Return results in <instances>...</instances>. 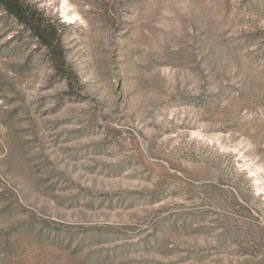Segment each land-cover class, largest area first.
I'll return each mask as SVG.
<instances>
[{
	"label": "rangeland",
	"instance_id": "obj_1",
	"mask_svg": "<svg viewBox=\"0 0 264 264\" xmlns=\"http://www.w3.org/2000/svg\"><path fill=\"white\" fill-rule=\"evenodd\" d=\"M32 1L65 69L0 7V264H264V0Z\"/></svg>",
	"mask_w": 264,
	"mask_h": 264
},
{
	"label": "trees",
	"instance_id": "obj_2",
	"mask_svg": "<svg viewBox=\"0 0 264 264\" xmlns=\"http://www.w3.org/2000/svg\"><path fill=\"white\" fill-rule=\"evenodd\" d=\"M0 7L29 30L48 53L58 55L57 60L53 58V63L61 73L65 69L63 45L55 24L45 16L44 11L37 8L32 0H0Z\"/></svg>",
	"mask_w": 264,
	"mask_h": 264
},
{
	"label": "bare ground",
	"instance_id": "obj_3",
	"mask_svg": "<svg viewBox=\"0 0 264 264\" xmlns=\"http://www.w3.org/2000/svg\"><path fill=\"white\" fill-rule=\"evenodd\" d=\"M75 15H77V14H75ZM66 17H68V18H72L70 15H69V16L66 15Z\"/></svg>",
	"mask_w": 264,
	"mask_h": 264
}]
</instances>
